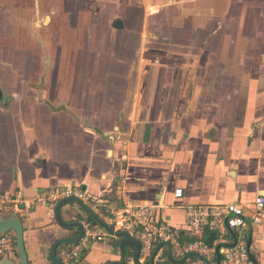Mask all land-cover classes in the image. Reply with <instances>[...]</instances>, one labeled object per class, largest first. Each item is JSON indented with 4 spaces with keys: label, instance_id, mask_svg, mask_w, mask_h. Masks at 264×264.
Segmentation results:
<instances>
[{
    "label": "crops",
    "instance_id": "0c3cea01",
    "mask_svg": "<svg viewBox=\"0 0 264 264\" xmlns=\"http://www.w3.org/2000/svg\"><path fill=\"white\" fill-rule=\"evenodd\" d=\"M32 1L0 0V195L19 201L28 264H51L52 243L77 234L37 198L60 186H80L106 212L155 204L176 228L188 205L251 212L264 196V0ZM58 12L76 33L71 48ZM38 26L55 28L58 43L52 55L49 37L38 39L36 85L24 40ZM68 210L64 219L77 220ZM244 228L264 264V220ZM133 254L105 235L73 264H127ZM4 257L19 264L15 242Z\"/></svg>",
    "mask_w": 264,
    "mask_h": 264
},
{
    "label": "built area",
    "instance_id": "2783aa9c",
    "mask_svg": "<svg viewBox=\"0 0 264 264\" xmlns=\"http://www.w3.org/2000/svg\"><path fill=\"white\" fill-rule=\"evenodd\" d=\"M182 189L175 191V197H182ZM75 197L93 210L105 223L115 231H126L141 244L138 264H149L155 248L160 244L154 256L153 264H172L168 260V247L171 246L172 256L180 260L188 253L196 252L206 259L209 264L216 263L215 248L219 243L232 242L226 239L228 229L241 231L251 225H259L264 220V196L255 198L251 212L244 205L205 204L188 205L185 208V225L176 228L168 221L161 220L157 215L155 204H142L137 206L125 205L106 212L103 201L90 194L80 186H60L46 190L38 195V200L43 203L55 205L62 199ZM19 201L15 197L0 195V214L12 212ZM84 234L80 240L72 245L60 249L59 257L64 264H73L80 259L89 248L105 240L107 232L91 219L83 222ZM185 233L188 240L184 241ZM203 237H212V243L207 244ZM14 243L11 233H6L0 238V254ZM186 264H206L197 257H189ZM127 264H136L134 256L127 260ZM220 264H254L249 257V249L243 237H238L232 247L220 248Z\"/></svg>",
    "mask_w": 264,
    "mask_h": 264
},
{
    "label": "water",
    "instance_id": "95a60500",
    "mask_svg": "<svg viewBox=\"0 0 264 264\" xmlns=\"http://www.w3.org/2000/svg\"><path fill=\"white\" fill-rule=\"evenodd\" d=\"M52 206H53V211H54L55 222L64 230H73V229L76 230L77 234L74 236H66V237L58 238L52 243V245L50 246L49 252H48V259L51 264H64L62 259L59 257L58 251L62 247L75 244L80 240V238L84 234L83 222L86 219H92L94 222L97 223V225L103 228L107 232L106 238L115 239L116 244L118 245L120 249L124 250L126 247H132L134 249L133 255H134L135 262L136 264H138V257L141 251L140 242L134 237H132L126 231H115L110 225L105 223L93 210H91L88 206H86L81 200L75 197H70V198L62 199ZM69 208H73L81 212L80 214H78L77 220L72 221V220L64 219L63 211L69 213L71 212L70 210H68ZM249 224L250 223H248L247 225ZM6 233H11L13 235L14 242L16 245V252L19 258V264H28V256H27V252H26L25 244H24L23 223L19 219V217L13 212H7L4 214H0V238ZM227 235L230 237L232 242L219 243L216 245L215 255H216L217 264H220V248L221 247L229 248V247L234 246L237 242L238 237L244 238L248 246V249H249L250 260L254 264H259L257 261V258L250 250L251 244H252L251 235L249 233L247 234V231L245 228H242V230L239 232H236L233 229H228ZM162 245L163 243H160L155 248L149 260V264H153L154 256ZM166 245L168 247V260L172 264H186L185 261L189 257H197L203 260L206 264H209L206 262V259L203 256H201L200 254L196 252L188 253L186 254L184 258L180 260H176L172 256L170 244L166 243ZM0 264H16V263L8 259L7 257H4L0 260Z\"/></svg>",
    "mask_w": 264,
    "mask_h": 264
},
{
    "label": "rangeland",
    "instance_id": "374dc122",
    "mask_svg": "<svg viewBox=\"0 0 264 264\" xmlns=\"http://www.w3.org/2000/svg\"><path fill=\"white\" fill-rule=\"evenodd\" d=\"M17 2H21L20 4H24V2H30V7H32V3L33 1L32 0H15ZM60 10L63 9V8H59ZM68 19L66 18V15L63 14L62 12H58L57 14L54 15L53 17V23H54V26L55 25H58V31H60V33L62 34V42L63 43H66V47L68 48H71V45H69L68 43L72 40V38L75 37V32H73L74 30L73 29H70L69 30V26L67 25H62L63 22L67 21ZM41 22V20H40ZM61 26V27H60ZM50 27V26H49ZM47 28V29H44L42 26H38L37 29H32L31 33H32V37L29 35V38L24 40V41H27V45L28 47H33L34 51H35V60H34V64L32 66V83L33 84H36L38 85L40 80H41V75H42V70H44V65L41 66V60H40V56H41V52H42V47L44 46H41V44L39 43V38L40 37H45L48 36L49 37V41H50V44H49V49H51L52 51V55H55L56 52H57V43H56V39H55V33H56V29L55 28ZM19 30L18 34H20V36H22L23 34H25V30ZM13 40V39H12ZM10 40V41H12ZM5 41V40H3ZM15 41V40H13ZM6 42V45H14L13 43H15L17 46L19 47H22L23 45L21 43H23V40H18V41H15V42ZM11 57H13L14 59L18 60V61H21V62H18V67L17 69L22 70L23 68V54L22 52L20 53H17V52H12L11 53ZM37 59V60H36ZM1 71H2V74H5L4 70L1 68ZM51 75V74H50ZM55 77L54 75H51L49 77V84H51V81H52V78ZM228 238V236L226 237V239Z\"/></svg>",
    "mask_w": 264,
    "mask_h": 264
},
{
    "label": "trees",
    "instance_id": "16d2710c",
    "mask_svg": "<svg viewBox=\"0 0 264 264\" xmlns=\"http://www.w3.org/2000/svg\"><path fill=\"white\" fill-rule=\"evenodd\" d=\"M209 239H208V242H207V244H211L212 242V237H208ZM113 264H126L125 263V260H122L121 262H119V263H113Z\"/></svg>",
    "mask_w": 264,
    "mask_h": 264
}]
</instances>
